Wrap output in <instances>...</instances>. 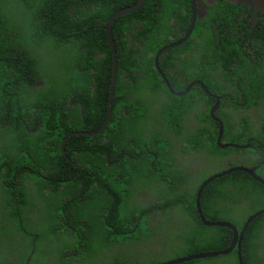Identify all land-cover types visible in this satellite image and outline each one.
Returning <instances> with one entry per match:
<instances>
[{
    "label": "trees",
    "instance_id": "obj_1",
    "mask_svg": "<svg viewBox=\"0 0 264 264\" xmlns=\"http://www.w3.org/2000/svg\"><path fill=\"white\" fill-rule=\"evenodd\" d=\"M136 2L0 0V142L5 143L0 147V263L147 264L140 256L159 252L163 244L175 248L172 259L230 245V228L200 221L195 195L204 179L193 185L194 174L208 159L225 155L236 161L229 167L263 161L257 171L264 168V56L257 63L249 56L253 43L262 53L258 41L248 39L242 46L238 38L221 46L214 38L204 41L209 51L221 50L214 59L221 60L222 73L211 89L226 92L222 82L227 79L244 92L221 93L220 143H251L258 151L254 159L243 149L219 147L209 94L197 85L184 96H171L155 67L156 52L177 35L171 17L182 12L185 0H144L137 10L114 19L118 66L110 119L95 135L67 137L94 131L105 121L113 59L104 27L114 11ZM173 4L169 15H161L164 5ZM187 18L180 19L183 26ZM135 21L142 26L135 27ZM232 47L241 52L235 54ZM178 48L162 51L158 64L170 66ZM53 50L74 56L70 79L61 75L56 81L49 72H39ZM176 56L183 60L179 52ZM179 134L186 137L181 148L170 141ZM205 148L212 151L206 154ZM200 207L208 221H229L240 229L264 208V186L234 171L204 187ZM171 214L178 217L163 229ZM119 239L138 241V247L132 254H107ZM261 243L264 213L244 231L243 264H256L261 250L256 255L248 250ZM232 251L237 257V247ZM177 264L232 263L215 256Z\"/></svg>",
    "mask_w": 264,
    "mask_h": 264
},
{
    "label": "flooded vegetation",
    "instance_id": "obj_2",
    "mask_svg": "<svg viewBox=\"0 0 264 264\" xmlns=\"http://www.w3.org/2000/svg\"><path fill=\"white\" fill-rule=\"evenodd\" d=\"M177 1L178 0H173V3ZM163 8L166 11L162 12L161 15H169L175 8V5L173 4L170 7L168 6V8L164 5ZM181 11V13L176 12L175 15L171 17V21L177 31V35L175 37L170 35L168 38L174 40L171 43L179 42L177 45L172 47L175 48L181 46V48L175 49L174 52L176 55L179 52V57L183 58V60L181 61L176 55H172V59L168 60V63H171L170 66L165 63L161 65L158 64L162 71L161 76L162 74L164 75V78L162 77V82L166 84L171 96H184L193 86L197 85L200 89L207 93L198 82L202 83L209 92L207 94L214 99L213 106L216 105V108L213 111V114L221 121L219 115L216 113L221 101V93L223 96H230V94L234 91L233 88L237 89L240 94H243L244 92L237 81L231 84V81L227 79L222 82L223 87L227 89L226 92H223L220 89H211L213 83L219 81V75L222 73V66L220 63L221 60L214 59L216 56H220L221 50H218L219 52L209 51L204 41L210 42L211 39L214 38L221 46L225 39L238 38L236 40H239L240 45L242 46V44L247 45L248 39H252L253 41L256 40L261 43L262 53H258L256 44L253 43L252 47L254 49H250L251 53L249 56L250 58L252 57V62L257 63L259 62V57L264 56V13L258 12L256 18L254 19L252 15V8L250 6L232 3L227 0H185L184 8ZM183 15L188 17L190 16V18L186 19L188 22L185 23L184 26L180 20ZM227 17H231L230 21H227ZM193 19L194 24L191 26ZM135 23V27L137 28H139V25L142 26V23L138 21H135ZM129 36L133 37L134 35L129 34ZM244 38L246 39L243 42ZM132 42L133 40L131 43ZM139 46H143V43L139 42ZM234 52L236 54L241 51L234 49ZM136 53L139 54V51H136ZM245 55L248 56V52L245 53ZM199 56L201 58L197 59ZM237 58L238 57L236 56V59ZM184 63H188V66L182 71L180 67ZM238 72H241V69L238 70ZM235 76L237 75L235 74ZM205 78L208 80H205ZM181 87H183V90L180 89ZM220 139L223 141L222 136ZM255 147L256 146L249 143V145L245 148L238 149H243L251 155L252 159H254V156L258 153V151L255 150ZM262 163L263 161L250 166L258 168L262 165ZM232 211L234 214H238V210L236 208H232ZM246 220L243 222L242 226L245 224ZM256 232L259 236L263 234L261 230H257ZM255 241L258 242L259 239L255 238ZM260 250L262 254L261 256L257 255L255 258L256 264L259 262V264H264V243H261V246L259 244L257 247H253L252 250H248L253 255L258 254ZM8 258H10V260L13 259L11 256H8Z\"/></svg>",
    "mask_w": 264,
    "mask_h": 264
},
{
    "label": "water",
    "instance_id": "obj_3",
    "mask_svg": "<svg viewBox=\"0 0 264 264\" xmlns=\"http://www.w3.org/2000/svg\"><path fill=\"white\" fill-rule=\"evenodd\" d=\"M144 0H137L136 3H134L133 5L127 6V7H123L121 9H118L116 11H114L107 19L106 25H105V30L107 33V38H108V43L110 44V48L112 51V59H113V64H112V76H111V82H110V88H109V97H108V110H107V115H106V119L103 122V124L96 130L91 131V132H87V131H79V132H71L67 135H74V134H88V135H95L97 133H99L108 123L109 119H110V114H111V109H112V102H113V91H114V85H115V81H116V75H117V66H118V61H117V55H116V49H115V43H114V39L112 36V31H111V27L113 24V21L115 18L122 16L124 14L127 13H131L135 10H137L143 3ZM230 1L232 3H238V4H245L248 5L252 8V15L254 17V19L257 16L258 12L264 13V0H227ZM194 24V19L191 22V26ZM191 31V29H190ZM179 42H175V43H171V44H167L162 46L155 54L154 60H155V67L158 69L160 75L162 73L161 69L159 68L158 65V56L160 55V53L164 50H166L169 47L175 46L177 45ZM164 78V75L162 74V76ZM199 84H201V86L203 87V89L207 92V88L200 82H198ZM216 105H214L213 107H211L210 109V115L211 117L217 121L219 123V135H218V140H217V144L219 145L220 148H226L228 146H234L236 148H245L248 145H239V144H229V143H220V137L223 133V125L222 122L213 114V111L215 110ZM66 137L62 140L60 147L62 152L64 153V141H65ZM257 167L255 166H243V165H236V166H230L222 171L216 172L210 176H208L206 179H204L197 191H196V198H195V206H196V210L199 216L200 221L206 225V226H221V227H227L230 228L232 230V240L230 242V245L228 247H226L223 250H218V251H210V252H200V253H193V254H188V255H184L181 257H177L175 259L169 260V261H165L162 263H158V264H177V263H182L184 261H190V260H194V259H203V258H209V257H215V256H219V255H224L227 254L229 252H231L233 250V248L237 247V258L239 261V264H243L242 263V259H241V252H240V243L242 240V236H243V232L245 231L247 225L249 222H251L252 219H254L256 216L264 213V208L258 210L257 212H255L254 214L250 215L245 224L238 229L235 225H233L231 222L229 221H208L201 210L200 207V196L201 193L204 189V187L206 185H208L212 180L219 178L221 176H224L226 174H229L231 172L234 171H243L246 172L248 175H250L253 179H255L256 181L260 182L263 186H264V178L257 174ZM0 264H5V263H0Z\"/></svg>",
    "mask_w": 264,
    "mask_h": 264
},
{
    "label": "rangeland",
    "instance_id": "obj_4",
    "mask_svg": "<svg viewBox=\"0 0 264 264\" xmlns=\"http://www.w3.org/2000/svg\"><path fill=\"white\" fill-rule=\"evenodd\" d=\"M15 11L21 17V12H20L21 9L19 8V6H17L15 8ZM73 58H74V56L66 50L65 51L53 50L50 53L49 63L47 64V66L42 67L43 70L41 69V71H39V72L44 73V74L46 72H49L51 76L53 75L52 77L56 81H57V78L61 75H64V76H66L67 79H70L71 78L70 76L72 73L71 65L73 64ZM183 135L184 134H179L177 136L172 135L170 141L173 144H176L177 147L181 148V147H183L182 139H186V137H184ZM221 142H224V140ZM228 142H230V141H228ZM167 144H168V142H167ZM4 145H5L4 142H0V147H4ZM203 151L207 154L210 151H212V149H206L205 148ZM235 163H236V161H233L231 159L229 160L228 155H225V157H222V158L208 159L206 162V166L194 174L193 185L198 184L199 182H201L203 179H205L209 175L214 174L220 170H223L225 166L229 167V165H234ZM239 164H241V163H239ZM257 173H259V175L264 177V168L257 171ZM248 213H249V211H247L245 209V214H248ZM176 217H178V216L171 214L169 216L170 221L162 222V228L166 229L167 225L169 223H171L172 220L175 219ZM140 229H141V233L147 234V231L145 230L143 224H140ZM164 235H165V233H164ZM135 238L138 239L140 237H135ZM119 241L120 242L116 243V245L112 249H109L107 254L115 255V254H118L117 251H121L124 254H127V253L132 254L133 252H135L136 248L138 247V241H135V242L134 241H125L124 242L122 239H119ZM136 256L137 257L139 256V252L136 253ZM174 256H175V248L170 246V244H163L162 249L159 252H157L155 254L146 253L144 255H141L140 258L142 259L141 262H145L147 264H155V263H159V262L168 261L169 259H172ZM217 259L219 261H222L224 259H228L232 264H235L236 259H238V258L236 257V254L232 251L227 256L226 255L217 256Z\"/></svg>",
    "mask_w": 264,
    "mask_h": 264
}]
</instances>
